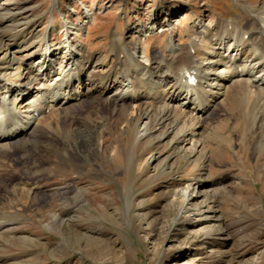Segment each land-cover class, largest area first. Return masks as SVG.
Segmentation results:
<instances>
[{
    "label": "rangeland",
    "instance_id": "374dc122",
    "mask_svg": "<svg viewBox=\"0 0 264 264\" xmlns=\"http://www.w3.org/2000/svg\"><path fill=\"white\" fill-rule=\"evenodd\" d=\"M3 1L8 8L19 6L26 9V15L35 16L40 21L35 28L38 31L46 34L48 27L43 23L53 24L55 29L49 37L54 44L63 46L66 38L61 23L79 25L80 31L69 37L84 58L89 54L109 57L106 66L113 62L110 46L114 35L120 36L122 44L132 51L140 47L135 59L147 63L146 44L150 54L160 57L168 49V38L183 48L195 36L193 31L202 30L201 25L211 27L217 20L223 24L246 23L250 12L264 5V0ZM66 7L68 13L62 15L59 9ZM154 13L162 21L169 18L170 25L166 29L154 26L151 35L136 30L139 21L147 22ZM199 18L201 25L197 23ZM40 49L48 50L46 45ZM62 55L63 50H58L57 56ZM93 65L88 64L85 71L90 72ZM51 71L59 73V65L53 64ZM25 73V67L16 64L7 82L16 83ZM55 78L35 81L24 103L33 102L35 90L51 86ZM125 82L122 81L124 87L111 85L101 97L91 94L78 101L70 99L64 121L49 111L43 114L48 118L39 116L38 127L56 139L60 126L65 121L70 124V133H65L63 140L69 154L81 160L83 173H75L72 164L62 165L57 152L51 153L49 161H39L47 142L44 132V136L30 135L24 146L0 153V219L12 223L8 228L10 238L18 235L14 232L23 231V235L39 239L37 243H27L14 237L4 244L1 254L10 257V262L22 260V264H264V148L254 145V136L259 139L260 134L247 132L245 138L246 127L256 124L252 125L242 107H232L243 87L229 85L228 96L223 97L227 102L222 98L214 110L203 114L200 128L191 129L196 120L185 113L192 105L174 104L175 115H180L187 125L185 135L192 133L177 146L171 140L172 133L161 139L147 133L135 140V127L125 126L126 112L111 105L123 93ZM92 125L98 127L97 131H90ZM102 143L106 152L116 146L118 159L103 157ZM205 150L211 152L209 160L198 157ZM197 180L205 182L201 188L204 193L215 190V201L205 202L217 210L221 228L226 229V234L215 240L205 235L195 238L212 224L185 226L183 214L173 200L182 191L192 193L193 187L197 189ZM66 183L77 187L72 200L49 195ZM202 199L201 195L195 202ZM80 202L82 207L77 206ZM75 209L81 229L90 234L78 237L63 231L57 223V215L62 218ZM214 228L217 224L213 223Z\"/></svg>",
    "mask_w": 264,
    "mask_h": 264
},
{
    "label": "bare ground",
    "instance_id": "6f19581e",
    "mask_svg": "<svg viewBox=\"0 0 264 264\" xmlns=\"http://www.w3.org/2000/svg\"><path fill=\"white\" fill-rule=\"evenodd\" d=\"M25 10L19 6L8 8L4 1L0 0V153L21 145L24 146L29 141L30 135L36 134L34 135L36 137L38 134L43 135L42 132L45 129L43 127L40 129L41 126L39 128L37 122L39 116H42L45 111H49L51 116L57 117L60 121L66 120L64 109L70 103V99L78 101L82 96L91 94L94 97H101L105 89L108 90L115 83H118V86H123L122 81L125 80L127 81L125 82L126 88L119 98H114L111 105L115 110L121 109L126 112L125 126L135 127V140H139L147 133H151L154 139H161L166 134L172 133L171 140L178 146L181 142L188 140L186 136L191 138L192 133L185 135L187 125L185 126L181 121L180 115L177 116V113L175 115L174 104L180 106L188 104L190 107L192 105L191 109L189 108L190 110L185 113L187 112L188 118L196 120L191 125V129L195 126L200 128L203 126V114L214 110L221 103L223 97L227 98V87L240 85L243 87L242 92L240 91L239 98H235L236 102L232 103V107H242L252 125L256 124L255 128H251L249 125L246 127L245 138L247 132L252 135L260 134L259 139L254 136V145L264 148L263 4L256 8L255 13L250 12L246 23L224 22L223 24L221 20H217L211 27H208L201 25L202 20L199 18L197 23L203 27L202 30L193 31L195 36L191 37L183 48L179 47L172 37L168 38L166 42L168 49L165 54H160V57L155 56L154 52L150 54L149 44H146L147 63L135 59L134 54L140 52V47H136L132 51L127 44H122L120 36L114 35L110 46L113 59V62L110 63L111 66H106L109 57L106 60L99 54H89L84 58L80 47L69 37L70 33L80 31L79 25H72L69 22L61 23L62 26H65L66 38L63 46L59 43L54 44L49 36L55 26L45 21L43 24L48 27V33L38 31L35 28L40 21L35 16L33 18L26 15ZM59 12L62 15L68 13L67 7L60 8ZM158 15L152 14L145 23L139 21L135 25L136 30L151 35L154 26L166 29L170 25L169 18L167 21H162ZM252 24L254 26L250 29ZM41 45H46L48 50H39ZM58 50H63V55L60 57L57 56ZM232 51H234L233 54ZM91 62L94 64L91 67L92 70H89L90 72L86 70V72V66ZM55 63L59 65V73L51 71ZM16 64L24 66L26 73L22 80H18L16 83L7 82L10 70ZM190 75H193L196 80L194 85L188 81ZM54 76L57 79L54 84L42 87L44 89L39 87L38 90H35L34 101L24 103V98L26 94L30 93L29 88L35 81L54 80ZM11 100L14 101V105H11ZM17 100H19L17 102L19 106L15 105ZM225 101L227 102L226 99ZM148 102H150L149 105ZM43 117L48 118L46 115ZM66 122L59 125L61 128L59 127L60 132H57V139L50 132L47 134L44 132L47 138L46 145L43 146L40 142H36L40 147L43 146V153L41 152L43 157L39 161L41 162V159L49 161L51 153L57 152L62 165L68 167V163L72 164L75 173L81 174L84 171V166L79 163L81 160L69 154L66 149L67 143L65 139L63 140L66 137L65 133H70V124ZM92 126L90 131L92 129L97 131L98 127ZM92 134L96 133L92 132ZM241 137L242 132L240 133ZM217 142L219 143V140ZM104 147V143H102L103 157L112 160L118 159L116 146L110 152H106ZM198 157L202 160H209L211 152L202 151ZM204 184L205 182L197 180V189L193 187L192 193L182 191L178 195L176 194L173 200L177 204L179 212L183 214L182 221L185 226L189 224L191 228H194L198 224H212L207 232L201 234L195 232L198 233L195 238H203L205 235L210 236L211 238H209L213 240L217 236H224L226 229L221 228L222 220L216 217L217 210L205 202L206 200L215 201L213 200L215 190L211 189L209 193H204L201 191ZM5 186L7 185L5 184ZM56 190L50 191L49 195L52 194L62 201H68L76 196L77 187L74 184L66 183L63 187L58 188L57 192ZM33 193L35 197L37 193H35V188H33ZM201 195L202 202L196 203L195 200ZM77 206L82 207V202ZM78 214L79 212L75 209L68 212L67 216L60 218L61 216L57 215L55 219L63 231L74 232L78 237L90 234V232H84L81 229V219L78 218ZM213 223L217 224V228L213 229ZM11 224L7 219H0V264H22V260L10 262L12 261L10 257L1 254L4 244L12 241L14 237L27 243L39 241L36 235H23V231L14 232L18 235L10 238L8 228Z\"/></svg>",
    "mask_w": 264,
    "mask_h": 264
}]
</instances>
